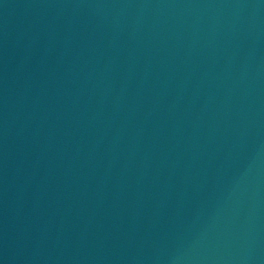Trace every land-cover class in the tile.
<instances>
[{"label":"water","instance_id":"1","mask_svg":"<svg viewBox=\"0 0 264 264\" xmlns=\"http://www.w3.org/2000/svg\"><path fill=\"white\" fill-rule=\"evenodd\" d=\"M0 264H264V0H0Z\"/></svg>","mask_w":264,"mask_h":264}]
</instances>
